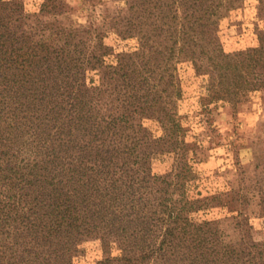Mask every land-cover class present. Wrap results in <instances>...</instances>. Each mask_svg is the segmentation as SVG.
<instances>
[{
  "label": "trees",
  "instance_id": "16d2710c",
  "mask_svg": "<svg viewBox=\"0 0 264 264\" xmlns=\"http://www.w3.org/2000/svg\"><path fill=\"white\" fill-rule=\"evenodd\" d=\"M94 1L81 0L84 23L29 43L13 28V2L0 0V264H65L81 233L99 235L97 264H264V242L251 239L243 211L257 196L264 213V183L248 197L240 177L212 197L237 211L225 226L192 220L191 145L176 119L183 60L207 77L208 111L219 101L235 108L253 91L264 98V31L257 47L225 53L218 21L237 0H125L130 16L97 14ZM69 10L64 0L41 6L54 20ZM109 30L135 34L139 48L117 55L115 96L105 102L88 72L106 66ZM143 117L163 133L153 135ZM164 153L174 155L171 169L153 173L151 160ZM112 236L120 255L107 251Z\"/></svg>",
  "mask_w": 264,
  "mask_h": 264
},
{
  "label": "rangeland",
  "instance_id": "374dc122",
  "mask_svg": "<svg viewBox=\"0 0 264 264\" xmlns=\"http://www.w3.org/2000/svg\"><path fill=\"white\" fill-rule=\"evenodd\" d=\"M9 1V0H8ZM14 5L12 25L15 32L29 43L53 37L56 32L72 20L86 21V12L81 0H64L71 10L57 20L41 12L44 0H10ZM129 2V0H128ZM125 0H101L93 2L95 13L129 14ZM218 21L217 35L225 53H235L259 45L264 31V5L258 0H237ZM99 19H97V22ZM130 35V36H127ZM118 35L109 30L103 39L108 48L104 57L105 67L97 72L90 71L96 82H101V99L110 102L114 98L112 66L117 64L120 53L136 52L139 38L135 34ZM176 76L181 88L177 101L176 119L182 125V139L191 145L184 154L189 166L187 189L194 208L189 216L199 222L220 220L223 226L231 222L237 211L232 206L219 205L212 197H223L232 187L242 184L251 186L256 180L264 183V98L262 91H253L235 108L222 101L201 105V96L207 93L208 80L195 72L188 60L176 65ZM155 136L163 129L154 117L137 118ZM193 156V158H192ZM173 154L156 155L151 160V170L156 174L167 173L173 164ZM245 192V191H243ZM256 195V194H255ZM250 204L243 209L247 217L248 231L255 242H264V213L259 211L257 196L250 198ZM228 229H232L231 226ZM121 239L111 237L110 255L123 253ZM105 253L97 233H81L76 245L62 259L65 264H97Z\"/></svg>",
  "mask_w": 264,
  "mask_h": 264
}]
</instances>
